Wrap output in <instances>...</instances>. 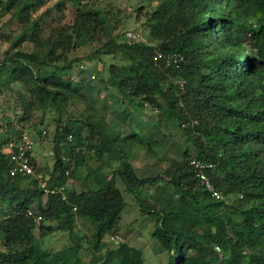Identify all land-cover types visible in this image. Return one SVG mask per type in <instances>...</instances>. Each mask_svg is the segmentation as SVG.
Listing matches in <instances>:
<instances>
[{
  "label": "trees",
  "instance_id": "obj_1",
  "mask_svg": "<svg viewBox=\"0 0 264 264\" xmlns=\"http://www.w3.org/2000/svg\"><path fill=\"white\" fill-rule=\"evenodd\" d=\"M68 1L78 6L73 22L56 26L44 38L39 21L31 22V9L40 0H0V11L13 12L23 26L13 51L0 63V73H7L3 86L22 84L29 94V99L21 96L26 111L55 108L59 122L62 108L87 100L81 88H116L140 106L148 102L170 114L172 127L195 153L187 148L163 173L140 177L129 161L135 133L123 135L120 120L106 123L99 109L86 103L79 118L58 125L61 137H56L48 179L50 187L59 189L69 176L78 177L81 191L67 186L68 200L57 192L43 203L37 178L11 176L12 162L3 150L6 139L1 141L0 233L5 251H0V264H146L141 249L126 242L111 246L106 240L108 233L122 228L128 205L117 177L135 194L140 216L155 221L156 253H167V264H264V0H163L149 17V37L156 45L134 41L126 31L123 37L114 36L109 13L89 4L92 0ZM26 39L34 44L31 51L21 48ZM103 40L85 56L95 55L103 68L105 58L119 63L108 65V80L96 79L94 73L89 81H66L63 74L83 59L70 54ZM156 48L184 55L181 68L155 63ZM9 117L0 108V128L13 126ZM83 140L96 150L101 167L80 176ZM113 159L119 165L109 174L102 168ZM193 159L206 164L202 171L220 197L195 174ZM36 168L45 174L39 163ZM166 180L173 190L161 183ZM149 185L154 187L151 201L145 199ZM33 208L51 224L28 216ZM56 229L68 232L70 242L59 250L44 249L41 238Z\"/></svg>",
  "mask_w": 264,
  "mask_h": 264
},
{
  "label": "rangeland",
  "instance_id": "obj_2",
  "mask_svg": "<svg viewBox=\"0 0 264 264\" xmlns=\"http://www.w3.org/2000/svg\"><path fill=\"white\" fill-rule=\"evenodd\" d=\"M60 1L62 0H40L38 5L31 9V22L39 21L41 27L39 33L44 38L56 26L71 24L74 20L78 6L67 0L60 7L58 6ZM161 1L163 0H92L89 4L99 6L102 11L109 13L113 23L114 36L122 35L123 37L125 31L134 30L140 33L142 41L156 45L158 41L149 37L151 24L149 17ZM12 14L11 11H0V63L11 54L13 51L12 42L21 35L23 29L22 23ZM45 14L46 16L43 17ZM108 38L109 36L106 40ZM104 42L105 40L91 43L73 51L70 56H83V59L77 61L67 75L63 74V78L66 81L74 82H79L82 78L89 81L94 78L93 74L95 73L96 79L108 80L110 76L108 65L114 63V59L112 57L105 58L107 67L103 68L100 62L102 60H99L95 55L85 56L88 53H94ZM33 47L34 44L29 39H26L21 46L25 51H31ZM118 56L120 60L122 56L120 54ZM6 77V71L2 70L0 73V108L10 115L9 121L12 120L14 124L10 128H0V142L7 139L8 134H12L13 130H21V127L35 132L38 140L35 150L37 163L48 177L52 174L55 165L56 137H61L57 135L58 125L63 124L69 117L79 118L87 108L86 103L99 109L100 115L103 116L106 123H111L114 119L120 120L123 135L135 133L137 144L129 161L140 177H150L163 173L174 160L180 161L182 159L183 152L187 148L191 149L192 154L195 153L194 147L186 142L182 132L172 127L169 119H167L170 114H167L163 109L154 108L148 102L140 106L138 103L130 101L127 95L121 94L116 88L110 87L107 90L104 89V84L101 88H81V93L87 100L74 102L68 108H62V120L59 122L60 113L55 108L42 110L35 106V108L30 109L31 111H26V104L23 102L26 98L29 99V94H27L25 87L17 82L11 84V89L4 87ZM22 95L26 97L24 100L21 98ZM25 118V122L20 121V119ZM43 130H46L45 135ZM85 133V136L89 134L87 131ZM97 142L99 143V140ZM134 144L135 142L132 143V145ZM88 145L89 140H83L79 144V148L85 152V166L78 171L80 176H85L90 171H100L101 160L96 154V150L90 149ZM118 165L119 160L113 159L110 167H103L102 169H106L105 171L111 174ZM67 181H69L67 186L70 189L77 192L81 191V181L78 177L69 176ZM116 181L128 205L121 216L122 228L115 234L108 233L106 240L111 246L126 242L141 249L144 252L146 264H167V253H156L158 241L153 237L155 221L152 218L140 216L135 194L126 188L120 177H117ZM161 183L168 184L173 190L172 185L167 180L161 181ZM145 191V199L151 201L154 187L146 186ZM47 199L48 196L43 194V203H46ZM36 206L38 207L37 202L34 203L33 207L37 209ZM42 222L46 225L51 224L45 218ZM78 227L80 228L81 224ZM36 233L39 234L37 229ZM114 237L116 240L113 239ZM41 240L44 249L54 251L69 243L70 237L68 232L56 229ZM4 243V234L0 233V251H5Z\"/></svg>",
  "mask_w": 264,
  "mask_h": 264
},
{
  "label": "built area",
  "instance_id": "obj_3",
  "mask_svg": "<svg viewBox=\"0 0 264 264\" xmlns=\"http://www.w3.org/2000/svg\"><path fill=\"white\" fill-rule=\"evenodd\" d=\"M126 36L134 41L140 40V33H137L134 30H129L126 32ZM153 59L155 63L163 61L166 66H172L174 68L180 69L182 62H184V55L180 53L165 52L160 48H156L154 50ZM43 133L46 134V130H43ZM68 140H72L71 135H69ZM36 145V137L27 129H25L20 134L12 133L9 138L5 140L3 150L12 162V167L10 169L11 176L20 175L35 177L38 179L39 187L44 191L43 193L45 196L60 192L62 194V198L64 200H68L66 189L69 181H67L66 185L60 187L59 189L50 187L48 182L49 177L46 176L42 171L37 170L36 163L38 160L35 156ZM191 164L197 168L195 174L199 177L202 183L205 184L207 189L210 190L214 196L220 197L221 192L216 189L211 178L202 171L206 164L201 163L196 159H193ZM66 173L69 174V171ZM76 209L77 207L75 206L74 210ZM27 215L34 217L36 222H39L43 219L42 214L36 213L35 209H29L27 211Z\"/></svg>",
  "mask_w": 264,
  "mask_h": 264
},
{
  "label": "crops",
  "instance_id": "obj_4",
  "mask_svg": "<svg viewBox=\"0 0 264 264\" xmlns=\"http://www.w3.org/2000/svg\"><path fill=\"white\" fill-rule=\"evenodd\" d=\"M11 135V134H10ZM9 134H8V136H10Z\"/></svg>",
  "mask_w": 264,
  "mask_h": 264
}]
</instances>
